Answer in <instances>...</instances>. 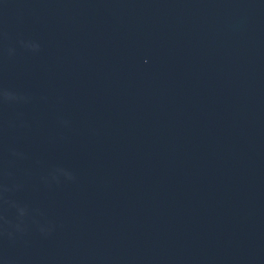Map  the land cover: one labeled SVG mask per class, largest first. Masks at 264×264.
Returning a JSON list of instances; mask_svg holds the SVG:
<instances>
[{"label": "water", "instance_id": "obj_1", "mask_svg": "<svg viewBox=\"0 0 264 264\" xmlns=\"http://www.w3.org/2000/svg\"><path fill=\"white\" fill-rule=\"evenodd\" d=\"M0 264H264V0H0Z\"/></svg>", "mask_w": 264, "mask_h": 264}]
</instances>
